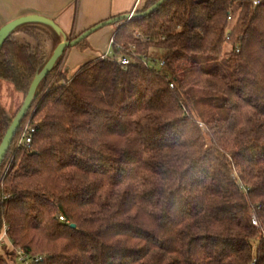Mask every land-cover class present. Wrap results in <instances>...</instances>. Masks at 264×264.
Segmentation results:
<instances>
[{
	"label": "trees",
	"instance_id": "16d2710c",
	"mask_svg": "<svg viewBox=\"0 0 264 264\" xmlns=\"http://www.w3.org/2000/svg\"><path fill=\"white\" fill-rule=\"evenodd\" d=\"M160 1L110 54L69 76L64 51L38 84L0 167V264H264V0L148 13ZM62 43L54 21L18 26L0 80L25 101ZM23 103L0 101V147ZM28 116L32 144L15 150Z\"/></svg>",
	"mask_w": 264,
	"mask_h": 264
},
{
	"label": "crops",
	"instance_id": "0c3cea01",
	"mask_svg": "<svg viewBox=\"0 0 264 264\" xmlns=\"http://www.w3.org/2000/svg\"><path fill=\"white\" fill-rule=\"evenodd\" d=\"M146 0H0V30L22 17L38 16L54 21L64 39H73L95 25L132 14ZM137 4L139 6H137ZM119 26L108 25L91 34L87 47H72L64 55V70L74 75L84 64L111 53L112 39Z\"/></svg>",
	"mask_w": 264,
	"mask_h": 264
},
{
	"label": "water",
	"instance_id": "95a60500",
	"mask_svg": "<svg viewBox=\"0 0 264 264\" xmlns=\"http://www.w3.org/2000/svg\"><path fill=\"white\" fill-rule=\"evenodd\" d=\"M166 0H162L159 3H157L154 7H152L148 13H151L153 10H155L158 6H160L163 2H165ZM138 15L135 13L132 14H127V15H122L119 17H115L113 19L101 22L97 25H95L94 27H92L91 29L87 30L86 32L82 33L77 39L75 40H67L64 39L63 43L57 48V50L55 51L51 61L49 62V64L47 65V67L44 69V71L38 75L36 77V79L34 80L31 89L23 103V106L19 112V114L17 115L12 127L10 128L9 132L7 133L1 147H0V167L2 164V161L4 159V156L16 134V132L18 131V128L21 125V122L23 121V119L25 118L27 112L30 110L31 108V103L33 101V96L35 93V90L38 86V84L53 70L57 59L64 53V51H66L69 48L75 47L77 44H79L82 40L88 38L91 34L99 31L100 29L104 28L105 26L108 25H114V24H119L122 23L124 24L126 21H130L132 18L137 17ZM36 21H49L50 20H46L43 19L41 17L38 16H27V17H22L19 18L15 21H12L10 23H8L7 25H5L1 30H0V51L2 49V46L8 36V34L10 32H12L15 28H17L20 25L26 24V23H31V22H36Z\"/></svg>",
	"mask_w": 264,
	"mask_h": 264
},
{
	"label": "built area",
	"instance_id": "2783aa9c",
	"mask_svg": "<svg viewBox=\"0 0 264 264\" xmlns=\"http://www.w3.org/2000/svg\"><path fill=\"white\" fill-rule=\"evenodd\" d=\"M250 1H252L255 6H258L262 3L263 0H250ZM137 6L139 5L137 4ZM112 43H113V39H112ZM117 61L122 66H128L130 64V60L125 56L117 57ZM163 64L164 62L162 61L160 63V66H162ZM34 133H35V129L30 126V119H28V121L24 124L22 131L20 132V134L18 135L16 139L14 149L16 150L17 148L22 147V146L29 147L32 144ZM11 162H12V157L8 161L5 173H7L8 169L10 168ZM251 217H252V224L254 225V227L260 228V224L256 217L255 211H251ZM60 220H64V219L61 217ZM7 230L8 228L7 226H5L4 228L5 237L7 235ZM18 263L30 264L29 256L25 255L22 251H19L18 252ZM253 264H256V263H253Z\"/></svg>",
	"mask_w": 264,
	"mask_h": 264
},
{
	"label": "rangeland",
	"instance_id": "374dc122",
	"mask_svg": "<svg viewBox=\"0 0 264 264\" xmlns=\"http://www.w3.org/2000/svg\"><path fill=\"white\" fill-rule=\"evenodd\" d=\"M117 25L121 26L122 23H119ZM16 36L21 42L24 41V38H22L20 35L19 36L16 35ZM62 67L64 68V58H63V61L61 63L60 69ZM0 101H1L2 105L9 111V113L14 115L17 112V110L20 108V105L23 103L24 96H23V94L19 93L12 84L0 80ZM28 119H30L29 116H28L27 120L25 121V123L28 121ZM5 170H6V168H5ZM5 170L3 171V174L1 175L2 177L5 175ZM4 237L5 236H4V231H3L2 234L0 235V247L6 243L7 235L5 238ZM155 261L157 262V264L163 263L160 260H158V261L155 260Z\"/></svg>",
	"mask_w": 264,
	"mask_h": 264
}]
</instances>
